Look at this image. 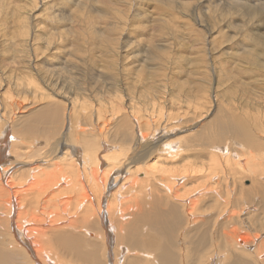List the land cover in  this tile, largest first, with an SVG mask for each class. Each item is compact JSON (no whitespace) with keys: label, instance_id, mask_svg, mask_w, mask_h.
Returning a JSON list of instances; mask_svg holds the SVG:
<instances>
[{"label":"rangeland","instance_id":"rangeland-1","mask_svg":"<svg viewBox=\"0 0 264 264\" xmlns=\"http://www.w3.org/2000/svg\"><path fill=\"white\" fill-rule=\"evenodd\" d=\"M55 103L60 122L37 117ZM0 114L10 121L0 264H264V149L233 137L240 120L264 147V0H0ZM90 143L102 173L113 168L96 192L83 170ZM173 170L183 179L168 178V191L159 177ZM29 176L41 189L21 193ZM4 182L25 211L17 225H33L34 203L53 189L50 207L65 206L56 211L77 226L59 222L57 233L53 223L36 254L15 235ZM81 192L101 206L84 224ZM112 219L134 228L115 231ZM71 236L77 247L66 245Z\"/></svg>","mask_w":264,"mask_h":264},{"label":"bare ground","instance_id":"bare-ground-1","mask_svg":"<svg viewBox=\"0 0 264 264\" xmlns=\"http://www.w3.org/2000/svg\"><path fill=\"white\" fill-rule=\"evenodd\" d=\"M117 3V2H116ZM120 4V3H119ZM123 11V10H122ZM260 14V13H259ZM263 17V16H262ZM147 26V25H146ZM140 27V26H139ZM142 27V26H141ZM148 30V29H147ZM154 30V29H153ZM155 31V30H154ZM147 35V34H146ZM110 36V35H109ZM109 38V37H108ZM149 38V37H148ZM135 39V38H134ZM156 41V40H155ZM142 66V65H141ZM132 85V84H131ZM130 88V87H129ZM136 89V88H135ZM137 90V89H136ZM95 93V92H94ZM106 94V93H105ZM7 95H10V93L9 92H7ZM7 97V96H6ZM5 100V99H4ZM7 100V99H6ZM79 100V99H78ZM8 101V100H7ZM10 101V100H9ZM68 101V100H67ZM184 102V101H183ZM76 103V102H75ZM71 104V103H70ZM157 104V103H156ZM55 105H56V103H55ZM92 105V104H91ZM99 107V106H98ZM14 109V108H13ZM59 109V108H58ZM58 109H57V105L56 106H54V109H53V111L51 112V111H41V113L39 112V116H37V117H39V118H44V120H55L56 122H58L60 119L62 120V117H61V109H60V112H58ZM227 110V109H226ZM3 112H6L7 113V110L5 111V109H4V111ZM3 114H5V113H3ZM91 114V113H90ZM160 114V113H159ZM7 115V117H9V115L8 114H6ZM5 115V116H6ZM5 116L4 115H2V114H0V142H2V140H1V133L3 132V133H7L6 131H5V127H9V125H8V123L10 122H8V121H6L5 120ZM4 117V118H3ZM76 118V117H75ZM124 121V120H123ZM35 122V121H34ZM60 122V121H59ZM32 123V122H31ZM50 123V122H49ZM128 123V122H127ZM173 124V123H172ZM255 124V123H254ZM27 125H28V123H27ZM44 125V124H43ZM32 126V125H31ZM30 126V128H32ZM26 127H28V126H26ZM33 129V128H32ZM224 129V128H223ZM234 131H233V133L235 134V136H233L234 137V139L236 140V141H238L239 143H241V144H243V148H245V147H247V146H252V147H254V148H263L264 149V147H262V145L260 144V143H258L257 144V142L256 141H254L253 140V137H252V134H251V132H250V130H249V127L248 128H246L245 127V125H244V123H242L240 120L236 123V125H234ZM146 130V129H145ZM26 131H28V134L30 133V130L28 129V130H26ZM140 131V130H139ZM23 132H24V130H23ZM22 132V135L24 136V134H25V132L23 133ZM8 134V133H7ZM10 135V134H9ZM26 135V134H25ZM4 136H6V135H4ZM10 136H12V135H10ZM214 137V136H213ZM219 137V136H218ZM8 137H6L5 138V140L7 139ZM12 139H13V137H12ZM214 139V138H213ZM4 140V139H3ZM8 140V139H7ZM211 140V139H210ZM10 141V140H9ZM173 142V141H172ZM92 143H90L89 144V146H88V150H89V154H88V156H84L83 157V160H84V167H83V170H84V175L86 176L85 178L89 181L88 183H90V182H92V183H90L93 187H94V190H95V192H96V190H98L101 186H103L104 184H106L107 183V181L105 180V179H102V178H98L97 176H105V178L107 177V176H109L110 175V173H112V172H110V171H113L112 169L113 168H111L110 169V167L109 168H107V172H105V173H102V172H104V169H100L99 167V164H98V161H99V157H98V154H96V151L95 152H91L92 151V149H91V147H90V145H91ZM2 144H0V149H1V146ZM168 145V144H167ZM237 145V144H236ZM239 145V144H238ZM255 145V146H254ZM264 145V144H263ZM17 146V145H16ZM5 147V146H4ZM250 148V147H249ZM111 149V148H110ZM214 149H216V148H214ZM173 149L172 148H170L169 147V152H170V154L172 153V152H174V154L178 151V150H176V151H172ZM11 151V150H10ZM226 151V150H225ZM218 152V151H217ZM216 152V153H217ZM131 153H132V151H131ZM221 153H223V152H221ZM174 154H172V155H169V156H173ZM225 154V153H224ZM26 155V154H25ZM210 155H215L214 153H210ZM263 158H264V154L262 155V154H260ZM67 156V155H66ZM213 156H211V157H213ZM2 157V156H1ZM117 157V156H116ZM216 156H214L213 158H215ZM218 157V156H217ZM217 157H216V159H217ZM249 157V156H248ZM70 158V157H69ZM72 158V157H71ZM70 158V163L71 164H73L72 166L73 167H75L76 168V173H77V176L79 177V174H78V172H79V168H77L78 166H76V159L74 160V159H71ZM219 158V157H218ZM3 159V158H2ZM118 159V158H117ZM210 159H212V158H210ZM117 161H119V160H117ZM224 161H226V160H224ZM249 161V160H248ZM248 161H247V163H248ZM102 162V161H101ZM176 162V161H175ZM241 162V161H240ZM240 162H238V165L240 166V164L242 163H240ZM251 162V161H250ZM249 162V163H250ZM2 163V162H1ZM79 163V162H78ZM183 163V162H182ZM182 163H180V164H182ZM211 163V162H210ZM224 163H226V162H224ZM235 163V162H234ZM240 163V164H239ZM111 164L112 165H114V164H117L116 162H115V160L113 159V161L111 162ZM218 164V163H217ZM1 165V164H0ZM207 165H209V164H207ZM242 165V164H241ZM245 165H247V164H245ZM244 165V166H245ZM260 165V164H259ZM5 166V164L4 165H1V167H0V179H2L3 177L5 178V174L7 173V171H8V169L7 168H5L4 167ZM243 166V165H242ZM177 167V166H176ZM184 167V166H183ZM218 167H220L219 165H218ZM99 168V169H98ZM253 168H255V167H253ZM252 168V170H254ZM161 170H162V172H163V168H160ZM223 169V168H222ZM28 170V169H27ZM31 170V169H30ZM82 170V169H81ZM98 170H100V172H98ZM109 170V171H108ZM172 170V169H171ZM202 170V169H201ZM216 170H217V168H216ZM242 170V169H241ZM243 170H245V169H243ZM249 170V169H248ZM53 171V170H52ZM187 171V170H186ZM190 171H192V169L190 170ZM204 171V170H203ZM110 172V173H109ZM178 172H181L180 170H178V171H175V170H173V171H169L168 173H170L171 175L169 176V174L167 175V177L166 176H160L159 178H160V180L161 181H166V183H167V190H168V186H169V182H167L169 179L168 178H171L172 176V181L174 180V182L175 181H177L178 182V180L179 179H181L182 178V176L181 175H179V176H176V174L178 175ZM189 172V171H188ZM198 172V171H197ZM214 172V171H213ZM27 173V172H26ZM32 173V172H31ZM146 173V172H145ZM215 173V172H214ZM220 173H222V172H220ZM23 174V173H22ZM30 174V173H29ZM32 177H34L33 175L34 174H30ZM45 175H47V174H45ZM187 175V174H186ZM28 176V175H27ZM30 178V176H29V178L30 179H28L29 180V183L27 184L26 183V186H29V188H22V190H19V189H16L17 191L19 190L21 193H23L24 191H25V193L26 194H28L29 192L28 191H30V190H33V189H36L35 188V186L37 187V179H33V178ZM50 177V176H49ZM185 177V176H184ZM25 178H28V177H25ZM36 178V177H35ZM45 178H47V177H45ZM76 179H78L79 180V178H75V179H73V181H75ZM183 179V178H182ZM25 180H27V179H25ZM50 180V179H49ZM52 180H53V178H52ZM143 180H144V178H143ZM48 181V180H47ZM142 181V180H141ZM164 181V182H165ZM170 181V180H169ZM132 182L133 183H136L137 185H138V182H140L138 179L136 180V179H133L132 180ZM131 182V183H132ZM171 182V181H170ZM4 183H6L7 184V182H4ZM21 183V182H20ZM54 183H56V184H58L57 182H55V180L53 181V183L51 182V186L54 184ZM142 183V182H141ZM165 183V184H166ZM5 184V185H6ZM11 184V185H10ZM10 184H7L6 185V188L9 190L8 192H7V200H6V202H8V205H9V211H8V213H9V217L12 219V223L14 224V227H15V229H16V231H15V235L17 236V238L19 237V240H20V242H22V244H24L25 246H29V241H32V245L33 246H35V248L33 249L34 251L36 250V254H38V253H40V252H38V251H41V246L39 245L38 246V242H40L39 241V239H40V237H41V239L43 238V241H44V239H46L47 237H49L48 235H46L45 233L46 232H48V233H52V232H49L50 230H52L53 228H55L54 226H52L53 225V223H55L54 225H56L57 223H59L60 222V224L62 225V227H61V225H60V228H64L63 226H67L66 228H68V227H74V226H77V224H76V219L73 217V215H71V216H69L70 215V213H69V215H67L68 217H65V215H64V212L62 211V212H60V210H58V211H56V209H58L59 207V209H61V207L62 206H58V208H55V207H53L54 205V200L52 201V203H50V205H53V206H51V207H53V209L55 208V210L53 211V210H50V205H49V202H51V200H49V198L47 199L46 198V195L49 193V191H52L51 189L48 191V193L47 194H43L42 193V196L43 195H45L44 197H42V198H40V199H38V201L36 202V203H34V209H33V211H32V213L30 212V210H28L27 211V213L28 212H30L31 214H29L28 216V218H30L31 219V221L33 222V225H30V224H27V223H25V224H18L17 225V221L16 220H14V215H15V217L17 218V216H19L20 215V211H19V205H18V200H17V198H16V191H14L13 190V183H10ZM41 184V183H40ZM172 184V183H171ZM47 185H49V181H48V184L47 183H45V185H43V189L47 186ZM133 185V184H132ZM131 185V186H132ZM21 186H23V185H21ZM25 186V185H24ZM38 186H39V184H38ZM50 186V185H49ZM49 186H47L46 188H49ZM84 186V185H83ZM60 187V186H59ZM171 187H172V185H171ZM37 188H39V187H37ZM39 189H41V188H39ZM189 189V188H188ZM187 189V190H188ZM35 191V190H34ZM85 191V190H84ZM84 191H83V193H84ZM169 191V190H168ZM172 191H173V193L174 192H176L177 190H173L172 189ZM193 191V190H192ZM0 192H2V190L0 189ZM35 192H37V190L35 191ZM53 192V191H52ZM51 192V193H52ZM15 193V194H14ZM51 193H50V195H51ZM76 194H78L79 192H75ZM82 192L80 193L81 194V196H82V199H80V201L77 203V205L74 207V208H77V210L79 211V213L81 214V213H84V214H81V216H82V218H80V220H79V217H78V222L80 221V222H82V221H87V219H91L92 218V216H93V211H94V209H95V205H96V208H97V210H101V206H100V200L98 201V203L96 204V202L95 201H93V197H92V195H89V196H87L89 193H87V195H85V194H83ZM177 193V192H176ZM175 193V194H176ZM38 193H36V195H37ZM55 194V193H54ZM54 194H52V196L54 195ZM57 194V193H56ZM55 194V195H56ZM83 194V195H82ZM59 195V194H58ZM170 195V194H169ZM186 195V194H185ZM38 196H39V194H38ZM37 196V197H38ZM87 196V197H86ZM54 197V196H53ZM55 197H57V196H55ZM95 197H96V193H95ZM61 198V197H60ZM29 199V198H28ZM27 199V200H28ZM64 198H62L61 199V201H60V199L58 200L57 199V201H59V202H57V203H61L62 202V200H63ZM116 199V198H115ZM24 200V199H23ZM26 200V199H25ZM24 200V201H25ZM26 200V201H27ZM29 200H33L32 198H30ZM67 200V199H66ZM69 200V199H68ZM188 200V199H187ZM65 201V199L63 200V202ZM189 204H190V206H191V209H192V206H194V205H196V201L197 200H195V199H193V200H191V199H189ZM33 202V201H32ZM35 202V201H34ZM65 202H67V201H65ZM20 203V202H19ZM56 203V202H55ZM56 203V204H57ZM68 203V202H67ZM65 204V203H64ZM63 203L62 204H60V205H64ZM31 205H32V203H31ZM21 206V205H20ZM80 206V208H81V210H80V208L78 209V207ZM123 205H121L120 206V208H119V206H117L116 204H115V202L111 205V207L116 211H118V212H115L116 213V215H118L119 216V218H121L122 219V217H121V214L119 213V212H121V213H124L122 210H126L124 207H122ZM5 207V206H4ZM22 207H23V205H22ZM21 207V208H22ZM65 207V206H64ZM63 207V208H64ZM195 207V206H194ZM1 208V207H0ZM24 208V207H23ZM29 208V207H28ZM30 208H32L31 206H30ZM29 208V209H30ZM62 208V209H63ZM110 207H108V205L106 206V209H109ZM131 208V211H132V208H134V210L135 211H141V208H140V206L139 205H134V206H131L130 207ZM5 209V208H4ZM52 209V208H51ZM61 209V210H62ZM193 209H195V208H193ZM66 210V209H65ZM53 211V212H52ZM21 212H24L25 213V211H21ZM188 212V211H187ZM190 212V211H189ZM65 213H66V211H65ZM189 214V213H188ZM7 215V214H6ZM78 215V214H77ZM208 215V214H207ZM54 216V217H53ZM76 216V215H75ZM21 217H22V215H21ZM88 217H90V218H88ZM24 218V217H23ZM22 218V219H23ZM186 218V217H185ZM207 218V217H206ZM211 218V217H210ZM262 218V217H261ZM103 219V218H102ZM218 219V218H217ZM8 220V219H7ZM25 220V219H24ZM64 220V221H63ZM95 220V219H94ZM261 220V219H260ZM89 221V220H88ZM8 223H9V221H7ZM15 222V223H14ZM63 222V223H62ZM95 222V221H94ZM100 222H102L101 220H100ZM83 223V222H82ZM84 224V223H83ZM83 224H81L80 226L82 227V225ZM93 224V223H92ZM91 223H89L88 225H92ZM131 224H133V223H131ZM87 225V223L85 224V225H83L84 226V228L82 227V229H83V232L85 231V230H87V229H85L86 227H89V226H86ZM57 226H58V224H57ZM112 226H114L115 227V231H117V230H124L125 232H128V231H131L133 228H134V224L133 225H128V223H126V222H122V221H115V220H113L112 219V221L110 220V227H112ZM177 226V225H176ZM211 226V225H210ZM165 227V226H164ZM238 227V226H237ZM260 227V226H259ZM13 228V227H12ZM58 229H59V226H58ZM76 229V228H75ZM80 229V228H79ZM211 229V228H210ZM218 229V228H217ZM220 229V228H219ZM238 229V228H237ZM63 230V229H62ZM223 230V229H222ZM221 230V231H222ZM53 231V230H52ZM55 231V230H54ZM59 231H61V229H59V230H57V233L59 232ZM163 231V230H162ZM56 232V231H55ZM54 232V233H55ZM215 232V231H214ZM235 232V231H234ZM65 233V232H64ZM86 233V232H85ZM93 233V232H92ZM107 233V232H106ZM211 233V232H210ZM227 233V231L225 230V232H224V234H226ZM45 234V235H44ZM65 234H67V233H65ZM88 234H90L89 232H88ZM213 234V233H212ZM217 234V233H216ZM237 234V233H236ZM31 236V238H32V240H30L29 239V237ZM69 236V235H68ZM76 236H78V235H76ZM80 236V235H79ZM89 236V235H88ZM202 236H204L203 234L201 235V237ZM239 236H240V234H239ZM245 236V235H244ZM244 236H242V238L244 237ZM28 237V238H27ZM158 237V236H157ZM246 237V236H245ZM51 238V237H50ZM62 238H63V235H62ZM66 237H64V239H65ZM86 238V236L84 237V239ZM168 238V237H167ZM214 238V237H213ZM240 238H241V236H240ZM242 238H241V240H242ZM48 239L49 238H47L46 239V241H48ZM207 239V238H206ZM215 239V238H214ZM220 239V238H219ZM239 239V238H238ZM246 239V238H245ZM118 239H117V236H116V241H117ZM142 240V239H141ZM156 240V239H155ZM154 240V241H155ZM240 240V241H241ZM247 240V239H246ZM148 241V240H147ZM218 241V240H217ZM237 241V240H236ZM239 241V240H238ZM45 242V241H44ZM65 242H67L66 243V245H68V247H70V246H72V247H77L78 245V243H79V241H78V239L77 238H74V237H68V240L66 239V241ZM81 242V241H80ZM227 242H229V241H227ZM232 242V241H231ZM234 242V241H233ZM242 243H244L245 242V240L244 241H241ZM247 242V241H246ZM245 242V243H246ZM118 245H119V243L118 242H116ZM214 243V242H213ZM223 243V242H222ZM85 244V243H84ZM156 244H158V243H156ZM241 244V243H240ZM45 245V244H44ZM70 245V246H69ZM159 245V244H158ZM220 245V244H219ZM89 246V245H88ZM38 247H40V248H38ZM134 247V246H133ZM132 247V248H133ZM126 248V247H125ZM136 248H138V247H136ZM0 249H1V247H0ZM55 249V248H54ZM71 249H73V248H71ZM139 249V248H138ZM62 250V249H61ZM119 250H120V248L117 250V253L118 254H120L119 253ZM121 250H123L122 249V246H121ZM121 250H120V252H121ZM125 250V249H124ZM129 250V249H128ZM128 250H127V248H126V251H124V253H127L128 252ZM132 250V249H131ZM135 250V249H134ZM133 250V252H135L134 254H136V251H134ZM229 250V249H228ZM28 251H30V250H28ZM231 251V250H230ZM38 252V253H37ZM90 252H94V251H90ZM34 253V254H35ZM43 252H41V254H42ZM59 253V252H58ZM69 253V252H68ZM130 253V252H129ZM132 253V252H131ZM219 253V252H218ZM238 253V252H237ZM1 254V253H0ZM6 254V253H5ZM31 254V253H30ZM35 254V255H36ZM45 254V253H44ZM48 254V253H47ZM117 254V255H118ZM121 254H122V252H121ZM210 254V253H209ZM236 254V253H235ZM39 255V254H38ZM64 255V254H63ZM72 255V254H71ZM149 255V254H148ZM202 255V254H201ZM220 255V254H219ZM242 255V254H241ZM2 256L4 257V255L2 254ZM55 256V255H54ZM109 256H110V254H109ZM122 256V255H121ZM123 256H124V254H123ZM130 256V255H129ZM138 256H139V254H138ZM206 256V255H205ZM36 258H35V260L38 258L37 256H35ZM58 257V256H57ZM72 257V256H71ZM115 257V256H114ZM125 257V256H124ZM147 257V256H146ZM243 257V256H242ZM134 258V257H133ZM136 258V257H135ZM201 258V257H200ZM203 258V257H202ZM206 258V257H205ZM215 258V257H214ZM0 259H1V256H0ZM42 259V258H41ZM115 259H116V257H115ZM233 259V258H232ZM39 260V259H38ZM37 260V261H38ZM45 260L49 263V264H56L54 261H52V259H50L49 257H47V256H45ZM127 260V259H126ZM29 261H31V260H29ZM41 262H43L42 260H40ZM73 261V260H72ZM215 261V260H214ZM217 261V260H216ZM229 261V260H228ZM227 261V262H228ZM231 261V260H230ZM232 261H234V260H232ZM34 262V261H33ZM41 262H36V264H40ZM213 262V261H212ZM247 262V261H246ZM11 263V262H10ZM157 263V262H156ZM214 263V262H213ZM34 264V263H33ZM174 264H176V263H174ZM180 264V263H179ZM226 264H228V263H226ZM236 264V263H235ZM239 264V263H238ZM242 264V263H241ZM247 264V263H246Z\"/></svg>","mask_w":264,"mask_h":264}]
</instances>
